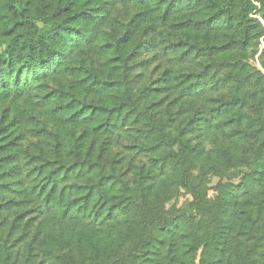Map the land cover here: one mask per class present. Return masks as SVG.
Segmentation results:
<instances>
[{
  "label": "trees",
  "instance_id": "1",
  "mask_svg": "<svg viewBox=\"0 0 264 264\" xmlns=\"http://www.w3.org/2000/svg\"><path fill=\"white\" fill-rule=\"evenodd\" d=\"M262 23L264 0H0V264H264Z\"/></svg>",
  "mask_w": 264,
  "mask_h": 264
},
{
  "label": "rangeland",
  "instance_id": "2",
  "mask_svg": "<svg viewBox=\"0 0 264 264\" xmlns=\"http://www.w3.org/2000/svg\"><path fill=\"white\" fill-rule=\"evenodd\" d=\"M130 14H131V11L126 12V11L122 10L118 14V19H120L122 21H127ZM263 26H264V24H263ZM261 49H262V45H261L260 50ZM259 54H260V51L253 59L249 60V63L258 70H260ZM151 57L152 56H150V55H146L143 57V59H150ZM153 59H155L153 64L149 67V69L147 71L143 72L144 84L152 83L153 81H155L156 77L159 76V73L161 71V68H160L161 64H160L159 56L158 57L156 56V58H153ZM118 137H126V136L123 132H121ZM127 143H128V141L125 139L123 141V144H127ZM216 183H217V179L213 178L211 180V185L214 186ZM189 201H190V196L187 193H184L182 191L180 197L174 202V205L176 206L177 209H181L184 206H186Z\"/></svg>",
  "mask_w": 264,
  "mask_h": 264
}]
</instances>
